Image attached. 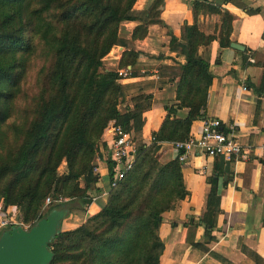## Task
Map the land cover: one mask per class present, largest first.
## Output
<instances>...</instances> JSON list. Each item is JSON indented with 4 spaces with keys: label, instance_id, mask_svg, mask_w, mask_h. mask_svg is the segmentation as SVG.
Returning <instances> with one entry per match:
<instances>
[{
    "label": "trees",
    "instance_id": "trees-1",
    "mask_svg": "<svg viewBox=\"0 0 264 264\" xmlns=\"http://www.w3.org/2000/svg\"><path fill=\"white\" fill-rule=\"evenodd\" d=\"M136 1L0 0V125L11 115L25 55L31 52L27 32L39 37L50 58L44 67V94L36 117L17 151L0 160V181L9 180L2 201L6 206L21 204L25 223L42 219L40 203L49 196L77 200L82 206L90 204L98 180L92 165L100 156L104 132L111 125L134 134L142 129V115L151 109L152 97L132 99L133 111L121 113L119 106L129 86L120 84L116 71L104 70L102 65L120 45L121 22H142L134 30L133 40L144 38L150 24H162L161 0L153 1L141 13L133 10ZM200 11L221 13L219 7L194 2L192 12ZM230 30V22L222 20L218 37L221 48L230 47ZM213 40L214 36L204 35L196 25L185 26L180 40L171 37L170 46L178 47L185 59L183 65L165 69L178 79V104L166 109L167 116L152 135L151 144L136 141L131 170L109 192L100 212L78 228L60 232L50 242L49 264H159L164 249L158 236L162 214L172 210L188 192L177 159L161 164L155 153L163 144L185 141L193 122L206 118L213 75L199 50ZM126 56L129 61L120 69L133 71L134 60L143 55L130 51ZM260 66L264 70V59ZM184 109L188 111L186 118L177 119V110ZM62 164L66 172L60 175ZM80 181L84 189H80ZM217 213L218 197L212 187L206 213L199 221L206 236L213 230ZM241 251L256 264H264L255 254L243 248Z\"/></svg>",
    "mask_w": 264,
    "mask_h": 264
},
{
    "label": "crops",
    "instance_id": "crops-1",
    "mask_svg": "<svg viewBox=\"0 0 264 264\" xmlns=\"http://www.w3.org/2000/svg\"><path fill=\"white\" fill-rule=\"evenodd\" d=\"M155 0H137L133 10L145 12ZM219 7L220 15L200 11L192 12L194 2ZM159 20L162 24H150L147 35L133 40L134 30L141 21H123L119 25L120 45L114 47L102 60L104 70L116 71L128 62L130 51L140 53L134 60L131 79L120 80L128 85L126 109L133 111L132 99L140 95H151L152 107L143 117L140 139L151 144L167 116V108L176 107L177 78L167 76V67L183 65L184 57L175 46H170L171 37L180 40L185 26L196 25L206 36H214L205 52L213 75L208 89L206 118L218 119L223 128L233 125L240 144L259 146L264 143V70L260 63L264 59V15L261 6H251L244 0H161ZM222 20L230 22V43L244 48L243 52L221 48L218 37ZM131 67V66H127ZM263 81V85L260 84ZM245 87L246 89H243ZM187 110H177L175 117L184 119ZM202 120L193 122L190 134L197 135ZM111 135L105 131L100 144L99 161L94 162L98 180L91 194L108 190L109 169L107 146ZM166 162L176 157L171 144L160 148ZM203 171L200 175L198 171ZM182 179L188 196L175 207L162 214L158 236L163 244L159 264H256L241 251L253 253L264 262V157L249 161H231L226 158L192 156L181 167ZM84 189L83 181L79 182ZM218 197V213L213 230L206 236L199 221L206 213L211 188ZM108 197H99L93 203L82 206L71 200L67 215L60 222V231H72L83 225L90 217L100 212ZM43 212L42 218L52 210ZM46 212L48 214H46Z\"/></svg>",
    "mask_w": 264,
    "mask_h": 264
},
{
    "label": "built area",
    "instance_id": "built-area-1",
    "mask_svg": "<svg viewBox=\"0 0 264 264\" xmlns=\"http://www.w3.org/2000/svg\"><path fill=\"white\" fill-rule=\"evenodd\" d=\"M249 5L261 6L264 15V0H244ZM116 74L119 80L133 78V71L130 68L117 69ZM243 89H246L243 87ZM106 131L111 135L107 146V166L109 169V187L108 190L95 193L90 197V203L95 202L99 197H108L109 192L114 189L126 173L131 170L137 154V142L132 132H126L121 127L111 125ZM153 139H151V142ZM176 152V159L181 165H185L192 156L206 158H226L231 161H249L264 157V143L259 146L242 145L235 136V128L230 125L223 128L218 119L205 118L202 120V127L197 135H189L185 141L171 144ZM100 156L94 161H99ZM93 162V175L98 176V170ZM200 175L203 171H198ZM71 200L65 197H47L43 203V209L39 217L49 207L62 206L68 204ZM33 224H27L23 221L17 207L4 205L0 201V237L13 228H21L28 231Z\"/></svg>",
    "mask_w": 264,
    "mask_h": 264
},
{
    "label": "rangeland",
    "instance_id": "rangeland-1",
    "mask_svg": "<svg viewBox=\"0 0 264 264\" xmlns=\"http://www.w3.org/2000/svg\"><path fill=\"white\" fill-rule=\"evenodd\" d=\"M26 38L30 43L31 52L30 54L25 55V61L21 70L22 74L20 76V81L16 90L15 98L12 102L11 115L3 124L0 125V160L2 158H5L8 154L15 153L17 151L23 139L24 132L28 128L31 121L36 117L35 113L40 103V96L44 94V67L49 64L50 58L47 54V51H45L44 49L43 42L39 39L38 36L34 35L32 31L26 33ZM176 48L178 49V47L175 46L174 49ZM204 54L205 52H202L201 55L204 57ZM164 74L170 77L174 76L173 72L168 70H165ZM118 81L120 80L118 79ZM128 93L129 91L127 89L126 95ZM136 102L142 103L143 105V102L141 101L136 100ZM125 107L126 99L120 104L119 109L123 111ZM140 134L141 131L140 133L137 132V134H134V136L136 137V141L140 140L142 142V140L140 139ZM155 155L158 157V160L161 164L167 163L165 158L162 157L160 150L155 153ZM65 172L66 165L62 164L58 170V173L60 175H63ZM8 181V179L0 181V201L5 200V196H3V193L8 185ZM50 197L55 198L53 196ZM43 203L44 200L40 203L39 213L43 209ZM66 205H62L60 207L66 208ZM12 206L18 208L23 219L24 207L21 204L19 205V203ZM46 214L48 213L46 212ZM38 221H36L34 225ZM27 224L33 223L32 221H30V223Z\"/></svg>",
    "mask_w": 264,
    "mask_h": 264
},
{
    "label": "water",
    "instance_id": "water-1",
    "mask_svg": "<svg viewBox=\"0 0 264 264\" xmlns=\"http://www.w3.org/2000/svg\"><path fill=\"white\" fill-rule=\"evenodd\" d=\"M230 48L244 51L235 43ZM67 213L68 209L56 206L28 231L17 227L4 232L0 237V264H49V243L61 232L60 222Z\"/></svg>",
    "mask_w": 264,
    "mask_h": 264
}]
</instances>
